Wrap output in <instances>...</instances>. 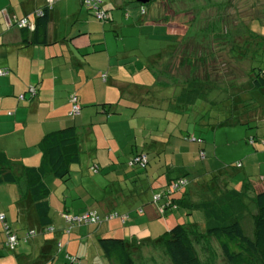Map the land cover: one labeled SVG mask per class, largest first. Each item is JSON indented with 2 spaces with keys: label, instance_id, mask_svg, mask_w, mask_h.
<instances>
[{
  "label": "crops",
  "instance_id": "1",
  "mask_svg": "<svg viewBox=\"0 0 264 264\" xmlns=\"http://www.w3.org/2000/svg\"><path fill=\"white\" fill-rule=\"evenodd\" d=\"M48 4L49 0H0V69L5 71L0 75V214L8 231L19 238L14 249H6L0 221V264H64L71 256L76 264H110L98 246L101 237L124 238L135 264H172L164 248L169 229L183 223L194 232L190 235L200 234L207 217L202 208L191 210V206L234 196L228 191L231 188L241 193L242 206L228 208L229 213L252 236L253 198L264 189V174L231 186L217 175L222 167L212 160L216 148L211 149L201 135L189 141L187 133L170 134L158 141L150 134L141 137L128 125L138 117L146 96L188 106L215 88L213 80L205 93L201 83L206 78H189L182 46L189 23L183 13L161 11L156 0H101L108 19L98 21L80 0H51L45 27L36 34L34 13ZM251 8L259 13L243 25L251 19L264 25V2H252ZM24 17L30 23L28 30L15 25L16 19ZM158 25L164 29L159 35ZM157 39L159 48L154 47ZM176 54L180 61L174 67ZM226 84L231 93L233 83ZM31 85H35L33 96L28 91ZM71 93L80 104L73 117L69 115ZM69 126L75 128L76 142L63 149L68 174L60 177L52 170L42 138ZM168 147L179 155L163 158ZM138 153L148 156L144 169L128 164ZM198 158L205 169L204 175L195 174L201 175L200 181L190 171ZM233 166L243 168L244 162ZM98 172L103 176L93 180L92 174ZM178 177L187 180V196L184 190L168 192ZM156 194L160 199L153 201ZM88 211L126 217L73 225L66 231L69 224L63 214ZM46 227L53 231L46 232ZM28 230L36 233L26 238ZM193 246L202 264L211 261V252L227 264L212 237L193 240Z\"/></svg>",
  "mask_w": 264,
  "mask_h": 264
},
{
  "label": "rangeland",
  "instance_id": "2",
  "mask_svg": "<svg viewBox=\"0 0 264 264\" xmlns=\"http://www.w3.org/2000/svg\"><path fill=\"white\" fill-rule=\"evenodd\" d=\"M156 2L161 11L172 10L174 15L183 13L189 23L188 39L182 45L188 58L189 78H206L205 87L206 85L212 87L214 80L215 88L209 93L205 92L207 95L188 106L177 105L168 99L157 100L152 98V95L146 96L137 113L138 117L128 125L134 126V132L136 134L139 132L141 137L150 134L151 138H157L158 141H163L165 136L170 134L179 136L180 133H187L189 141L201 135L211 149L216 148L212 160L216 161L217 166L222 167L217 173L219 177L228 180L231 186H238L247 177L258 180L264 174V90L246 91L248 87H245V83L250 67H264V35H260L264 31V25L258 19H251L249 23H245L246 25L243 23L245 19L259 13L258 10L251 8L252 2L264 0H156ZM160 26L156 28L158 35L164 31ZM246 30L249 36L252 35L250 39L246 37ZM160 46L161 42L157 39L154 47ZM178 56L176 54L173 58L174 67L179 65ZM174 75L177 79H182L179 73ZM216 81L221 85L220 91ZM229 81L234 85V88L230 86L231 92L233 90L240 92L236 94L237 96H230L234 91L229 92L227 88L229 86L226 84ZM248 97H252V100L245 101L244 99ZM137 120L139 125H136ZM162 155L163 158H172L179 153L168 147L166 153ZM151 161L153 164L154 160ZM237 161H243L244 167L233 166ZM194 163L195 165L190 166L191 176L198 171L204 175L205 169L201 160L195 159ZM227 169H230V174ZM100 176H103L102 172L92 174L91 178L95 180ZM200 176L195 175L197 180ZM203 179L208 182L210 175ZM151 196L152 193L149 192V201ZM210 254L211 261L205 264H224L221 256L216 257V253L212 252Z\"/></svg>",
  "mask_w": 264,
  "mask_h": 264
},
{
  "label": "trees",
  "instance_id": "3",
  "mask_svg": "<svg viewBox=\"0 0 264 264\" xmlns=\"http://www.w3.org/2000/svg\"><path fill=\"white\" fill-rule=\"evenodd\" d=\"M149 1L152 0H146V2ZM48 8H50L49 4L43 9H39L41 14L35 16L33 30L36 32V34L39 33L40 30L42 31L45 27ZM103 10L107 16V18L103 20L105 21L108 19V13L104 8ZM28 28L30 27L27 25L20 27V29L23 30H28ZM246 31V37L250 39V36L252 35L249 36L248 30ZM102 76L104 77V75ZM201 86L204 92H207V89L209 90V86L206 85L205 87V82L201 83ZM245 87H248V89L250 88L256 92L259 89L264 88V67H250V70L247 72ZM30 88L34 89L33 94H31V96H33L35 93V85H31L28 88V91H30ZM248 89L246 91H248ZM201 91L202 90H199L197 92L200 93ZM237 93L240 92L235 91L232 96H235ZM71 94L76 96L80 111V104L78 102L77 95L75 93ZM71 94H69V96ZM104 106L105 104L101 107L104 108ZM70 116L73 117L72 115ZM42 142L44 147L46 146V150L49 151L48 157L52 163L51 166L53 172L60 177H65L68 174V169L65 164L66 158L63 149L69 145L75 144V128L73 126H69L56 132L48 133L42 138ZM70 159L76 160V155H73ZM178 179L186 180L184 177H178L172 181V183L176 182ZM233 190L234 189L231 188L228 191L234 196L227 195L216 200L204 201L200 204H193L191 206V210L193 208H202L204 215L207 217V221L204 224V229L200 234H197L198 236L196 234L190 235L193 231L190 227L183 223H177L171 229H169V231L166 233V238L164 239V248L172 264H202L196 253V250L194 249L193 240L197 241L198 238L206 236L212 237L217 242L227 264H264V189L257 191L253 198L256 213L253 215L254 231L252 236L245 234L239 223V220L232 218V215L229 213L228 208L232 207L235 210H239L242 206V203L240 205L241 198L238 196L241 193L237 190ZM177 191H183L184 196H187V192L184 188H181ZM174 200L176 201V199ZM183 202L186 203L184 200ZM192 234H194V232ZM97 243L103 256L110 264H135L132 254L128 250L127 241L124 238L101 237L98 239ZM64 264H76V261H72L68 257L67 262Z\"/></svg>",
  "mask_w": 264,
  "mask_h": 264
},
{
  "label": "built area",
  "instance_id": "4",
  "mask_svg": "<svg viewBox=\"0 0 264 264\" xmlns=\"http://www.w3.org/2000/svg\"><path fill=\"white\" fill-rule=\"evenodd\" d=\"M51 0H49V4H50ZM81 4L86 7L88 10H90L94 16L96 17V19L103 21L104 19L107 18L106 13L104 12L102 6H101V0H80ZM41 12L39 10H37L34 13V16H38L40 15ZM15 25L20 28L23 26H28L30 27V23L29 20L27 18H21V19H16L15 20ZM4 71L2 69H0V75H3ZM30 92L31 94H33L34 89L30 88ZM23 96L19 95V99H22ZM69 102L71 104L70 106V115L74 116L79 112V105L77 103V99L76 96L74 94H71L69 96ZM201 156L203 155V152H200ZM148 163V157L146 155V153H139L133 157H131L128 160V164L129 165H136L140 168H145L146 165ZM239 165V164H238ZM96 167H93V171H96ZM187 186V181L184 179H178L176 182L172 183L168 189V192H172V191H177L181 188H185ZM153 201H158L160 199V195L156 194L153 196ZM164 208V205L160 206V210L162 211ZM120 218V219H124L126 216L125 215H120L116 212H111V213H106L102 216L98 215L95 211H88L82 214H77V215H72V214H63V218L64 220L69 224V226L66 228V231L68 232L70 230V228L73 225H80V224H96V223H100L101 221L104 220H109L112 218ZM0 221L3 222L4 224V229L6 230V237L4 240V247L8 250H12L16 247V245L18 244L19 238L17 237L16 234L11 233L10 231H8V227L6 226V224L4 223V216L2 214H0ZM46 232H52L53 231V227H46L45 228ZM36 232L34 230H28L25 233V237L29 238L31 236H33ZM70 260L72 261H76L75 257H69Z\"/></svg>",
  "mask_w": 264,
  "mask_h": 264
},
{
  "label": "water",
  "instance_id": "5",
  "mask_svg": "<svg viewBox=\"0 0 264 264\" xmlns=\"http://www.w3.org/2000/svg\"><path fill=\"white\" fill-rule=\"evenodd\" d=\"M136 2H139V3H144L146 2V0H135Z\"/></svg>",
  "mask_w": 264,
  "mask_h": 264
}]
</instances>
